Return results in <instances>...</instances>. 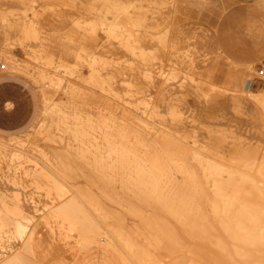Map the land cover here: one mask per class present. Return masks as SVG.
Listing matches in <instances>:
<instances>
[{"label": "bare ground", "instance_id": "bare-ground-1", "mask_svg": "<svg viewBox=\"0 0 264 264\" xmlns=\"http://www.w3.org/2000/svg\"><path fill=\"white\" fill-rule=\"evenodd\" d=\"M23 1L21 0L19 3L24 5ZM1 2L0 58L8 63L11 71L0 79V85L6 92L4 96L11 95L12 98L18 101L20 106L29 107L31 106L32 97L31 95L20 97L24 92V88L19 85L18 79L22 80L25 76L26 79L28 78L27 81L35 87L40 100L39 109H41L38 111V116L39 112L42 113V110L47 116L43 120L41 119L39 134L42 135L43 131L50 132L53 130L54 137H56L57 142L59 141L62 144L63 148L61 147L62 149L57 151L48 150L47 153L44 148L42 150L43 146L40 147L41 144H37V140L34 139L31 143L28 140L31 144L29 147L34 152L41 153L45 151L46 154L42 152L45 157L44 155L41 156L48 160L63 179L69 181L80 180L81 183L89 186V189L83 192L82 195L86 197L91 208H94L95 210H93L101 216V221L102 218L103 222H105L104 219L125 220L126 217H129L127 215L134 214L139 219L138 225L141 224L140 221L143 219L147 223L150 221V223L146 224L142 220L144 222L141 225L142 227L143 224L148 225L154 230V234L158 233L155 231L157 229L160 232L162 231L161 233L164 234L161 235H165L168 240L170 239L171 245L167 243L170 245L168 248L176 246L179 249L182 247L197 251L207 247L208 242L204 243L206 240H209L211 246L216 243L215 240L213 242L212 236L219 234L218 237L220 238V233L223 234L222 236L228 234L226 236L229 240H231V237L234 238L231 241L226 242L224 240L221 242L222 244H229L228 242L232 244L231 242H233L232 245L235 246L236 250L240 248L238 244L245 243L246 246L245 244H243L244 247L241 245L244 249L248 245L247 241L251 240L249 241L253 243L251 245L255 243L261 251V258L257 264H264V248L260 247L264 245V242L260 241L264 240L261 239V236L258 237L260 227L264 225V164L261 166L255 162V157L261 155V149L257 143L262 147L263 130L260 134L258 133L260 130L246 131V133H250V139L245 134L248 140L243 141L244 134L239 132L242 137L240 136L241 139H238L237 136L231 138V134L225 132V138H227L226 141L222 139V146L229 145V147H223L222 150L227 149V151H224L227 152L226 155L219 154L218 150H216V152L218 151L217 154L214 152L215 150L213 151L216 155L212 152L216 140L210 138L212 137L211 134L219 136L220 133L218 132L219 135L218 133H211L207 137L208 128L218 126L219 117H222L221 120L223 121L231 117L229 122H234H231L233 127H236V125L238 127L240 124H236L232 116H224L225 113L214 106L213 103L210 104L211 106L209 105L210 102H213V100L208 101L212 95H208L205 87L209 85L211 87V79L203 74L208 67L207 71L214 70L216 67H213L212 70L209 69L216 61L208 67L204 66L205 70L198 68L196 60L191 61L185 67V61L181 58L175 46H168L170 31L166 26L164 27V24L166 19L171 20L169 16H172V14L170 12L167 14V11L174 6L171 1L45 0L43 4L31 5L32 7L28 4V9L32 8L31 12L18 9L17 7L22 4L17 5L15 3L17 5L15 6L11 0H6L3 5H1ZM23 5L21 7L25 8L26 6L23 7ZM80 11L89 14L90 17L85 18L82 16L80 18ZM241 11L243 12V9ZM150 18H152V21L154 18V24L149 22L151 21ZM239 22L242 24L241 27H244L243 23L245 24V22L243 20ZM128 25H131V28ZM239 25L237 28L240 27ZM261 27L255 24L251 27V30L257 34L258 41H261L262 38ZM248 31L250 30L248 29ZM242 33H245L244 30H241L240 34L242 35ZM229 34L231 35V32ZM232 39L234 38L230 40ZM235 39L239 38L236 37ZM146 40L151 42L148 43ZM229 42L232 43L233 41ZM231 43L228 44L236 45ZM239 43L238 45H241ZM14 45H20L26 54L69 76L70 82L67 83V92L65 91L68 94L67 100L49 104V102H52L51 91L53 92L54 87L60 84L64 75L61 77L58 73H49L46 69L31 67L26 61H21L10 51ZM226 45L223 46L224 52H226L225 47L227 49L230 47ZM252 47H254L252 49L254 57L251 56L250 59H247L249 56L245 57L247 69H253L256 60L261 61L264 59V42H258ZM231 49L233 48H230L229 51H232ZM188 54H191V52ZM231 54L234 53L231 52ZM163 60L167 61L168 64L162 68L161 63ZM84 66L89 69L88 76H82L81 70ZM185 69L193 71L194 74L197 71L199 73V69H201L202 73L200 71V74L202 76L199 75L200 78H197L188 73L187 75L183 74V71H186ZM207 80L210 82L209 85ZM162 81L165 84H162ZM80 82L83 83L89 93L86 92L85 94L83 92V95L80 96ZM160 84H162L163 89L162 86L158 88ZM46 86L49 88L47 89ZM210 87L208 88L211 89L212 87ZM244 87L240 88L239 91L237 90L239 92L237 95L238 102H242L240 104H245L248 108L251 106L254 112H263V109V111L260 108L254 110L253 107H264V88L259 92H254L246 86ZM221 88H218L219 91L224 90H221ZM157 89H159L158 97ZM230 91L229 94L233 95L234 90L233 92ZM155 94L156 97H154ZM234 100L236 101V99ZM235 101L231 100V102ZM207 102L209 103L207 104ZM251 108H249V113L253 115L254 113L252 114L250 111ZM221 112L224 113V115L222 113L224 117L217 115ZM239 113H241L240 110ZM214 115L217 120L213 122ZM259 115H261L259 117L260 122L255 119L257 117L254 118L257 115L252 116L254 119L251 118L253 122L254 120L256 122L253 123L251 119L250 121L251 124H257L258 127L262 128L264 127V112ZM248 118L246 120L249 122ZM226 120L220 123L226 125ZM47 122L51 125L49 129L41 130ZM234 124L236 125L234 126ZM252 131L259 135L262 134V136H258ZM21 135L19 136L22 138L27 136L30 139L29 137H31L30 132L21 133ZM223 135H220V139L221 137L224 138ZM254 135L257 137L254 138ZM259 137L263 140H260ZM22 140L24 141V139ZM20 142L21 140H19V144ZM220 143L221 141H219ZM232 144L239 146L245 144L247 152H243L247 154V158L254 157L253 161H251L252 159H244L245 163L248 162L246 173L243 175L233 165V161H238V159H234L232 156L236 154L232 153L236 152L237 149H241V146L231 153L229 148ZM8 147L9 144L0 142V165H6L9 170V174L3 175L0 181L2 187L0 189V264H28L26 256L34 255L35 250L40 248L41 243L38 236H36L37 233L33 228V224L47 208L51 210L47 217H58L73 223L83 237H86L95 245L102 246L101 241L105 240L102 230L104 228L105 230L107 228L112 229H110L111 227L102 228L103 225L102 227L99 226L98 216L92 215L89 209L86 208L88 203H85L86 200L84 201L83 196L78 192L70 194L66 184H63L56 177H48L45 170L42 167L40 168L39 163L30 160V155L27 157L28 152L25 156L21 151L22 154L18 153L20 149L17 146L16 150L18 151L15 152H12L14 149L12 146L13 149L11 150ZM54 147L51 149H55ZM211 152L213 155L210 154ZM31 155L32 158L33 156L36 158V155ZM225 156H228L232 163H228V158L226 159ZM48 157L54 158L49 160ZM261 158L264 159L263 156ZM222 160L225 161L222 162ZM12 161L17 162L15 163L17 165L12 167ZM224 162L232 167L226 165V163L224 165ZM210 215L215 217V219L213 217L214 220L219 218L217 220L221 223V226L218 224L219 227L216 226L217 224L215 228L214 226L210 227H213V229L220 228L218 230L223 229L224 233L221 231L218 233L219 231L215 230L217 233L213 235V230L210 234L212 236L209 235V228L204 224V221L209 220L208 222H210L211 219H208L211 217ZM148 218L151 220H148ZM225 219H234L238 221V224L234 222L231 227L229 222V224L225 223ZM123 220L122 222L115 221L117 223H113V230L119 223H122L120 225L123 226L125 224ZM132 220L128 218L129 222L127 223L129 225L126 226L125 224L123 226L127 230L125 232L124 229L121 231L122 234L124 233L123 236L125 234L126 237L130 236L128 232L133 230L131 227L129 230L130 223L134 224ZM246 221L252 222L250 228L245 226ZM239 222L243 225L242 227H239ZM210 223L213 224V222ZM234 224L237 226L233 227ZM258 224L260 227L257 226ZM258 228L260 229L258 230ZM143 230L145 229H140L139 226L140 236L141 232H146ZM260 231L264 234V229ZM149 232L145 234L148 235ZM256 233V237L261 239H258V242H255L254 235ZM143 234L141 236L143 244L149 241L150 243L147 242V244L153 246L154 250L158 246V251L163 250L165 245L162 246V243L164 241H159L157 234H152L155 239H152L153 241L149 238L151 234L144 236V238ZM240 235H245L246 242ZM123 236L118 235L117 232V238ZM133 237L135 236L129 238V242L136 244L138 239L136 238V241L134 239V243ZM222 238H225V236ZM237 238L242 240L238 244L236 242L238 241ZM234 243L239 248H236ZM22 246H24L23 250L19 251L18 248L20 249ZM137 246L132 247L135 249ZM254 246H249V248H254ZM225 247L224 249H226ZM258 247L255 252L259 249ZM161 248L162 250H160ZM252 248L247 249V251L251 252ZM209 249L211 251L213 248ZM168 250L165 251L168 253ZM158 251L155 250V255L158 254ZM170 251L173 250L170 249ZM247 251L239 255L246 259ZM137 252L136 254L140 253ZM152 252L154 253V251ZM229 252L231 253V251ZM150 253L151 251H143L140 254L142 257L138 258L142 260H138L137 257L136 259L142 261V264H148L154 255ZM161 254L164 255V252H161ZM180 256H178L179 262L175 260L178 263L175 261L172 263L186 264V261L184 262L181 259L182 257L184 259V256L179 259ZM224 256H221L224 258V260H221L222 262L226 260ZM215 257L213 258L215 259ZM230 257L232 258L233 255ZM234 258L230 260L233 261ZM27 259L29 262H33L30 261L32 260L31 257H27ZM230 260L228 259V261Z\"/></svg>", "mask_w": 264, "mask_h": 264}, {"label": "rangeland", "instance_id": "rangeland-1", "mask_svg": "<svg viewBox=\"0 0 264 264\" xmlns=\"http://www.w3.org/2000/svg\"><path fill=\"white\" fill-rule=\"evenodd\" d=\"M1 1H0L2 3L1 5L6 3L5 2L6 0H1ZM16 1L11 0L12 3L14 2L15 6L19 5L20 4L19 2H21V0L19 2H16ZM28 1L27 0L23 1L25 3L24 5L26 7L21 3L23 5V7H25V8H22L21 4H20L21 6H19L17 8L21 9V10H24V11H27V12H31V10H32V8H31L32 6L31 5L35 6V5H38V4H43V2H45V0H30L29 2ZM168 1H171L173 3V5H174V6H172V8L169 11H167V14L169 12H170V14H172V16L169 14L170 15L169 17H170L171 20L169 21L168 19H166L165 20L166 21L165 24H167V25L164 24V27L166 26L168 31H170L169 34H168V38H169L168 46H175V48L178 50L181 58L185 61L184 62V66L185 67H187L188 64L191 63V61L196 60L198 68H202L203 70H205L204 69L205 67H208L209 65H211L212 63H214L216 61L215 64H217V65L214 66L215 64L214 65L212 64L211 65L212 67L210 66L209 70H212L213 67L214 68L216 67V68L215 69L213 68L214 70H212V71H207L208 68H209L208 67V68H206L207 70H205L204 74H203V75L206 74V76L210 77V79H211L210 80L211 87L213 88L212 89L210 87V85H209L210 82L207 80L209 86L205 87L206 88V92L208 93V95H210V94L212 95V96H210L211 98L208 101H210V100L212 101L213 100V102H210V103L207 102V104L209 103V105H210V104L213 103L214 106L218 107L219 109H221V111H223L225 113V115H224L223 112H221V114L217 113L218 116L219 115H221V116H223V115L226 116L227 115V117L228 116H232L235 119L236 124H240L238 127H237L236 124H234V126L236 125L237 128L233 127V124H231V122H233V121L229 122V119H231V117H229L228 120H226L225 118L224 119L230 124L225 122L226 125H223L220 122L221 121L224 122L225 120L224 121L221 120L222 117H219V118L217 117L218 120L220 119V122L218 121V123H219V124L217 123L218 126H211L212 128H208L209 130H208L207 137L211 133H218L219 132L221 136L224 134L223 135L224 138L221 137V139H220L219 133H218L219 136H217V134L216 135L211 134L212 137H210V138H213V139L216 140V144H215L214 149L212 150V152L214 150H215L214 152H216V150H218L219 152L218 151L217 152L219 154L221 153L223 155L224 154L226 155L227 152H224V151H227V149L226 150H222L223 147L224 148L229 147V145L222 146L223 145L222 139H225L223 141H226V138H227V137L225 138L226 134H231L230 135L231 138H235L237 136L238 139H241V137H242L240 135V133L244 134V136L242 138V141L243 140H248V138L250 139V136H249L250 133L248 134V133H246V131L247 132H251V130H256V131L260 130V131H258V133L260 134V132H262L261 130H263V135H264V127L260 128V126L258 127L257 124L256 125L253 124L254 122H256L255 120H254V122L252 121V119L257 117L255 119H258L257 122H260L259 121V117L261 115H259V114H263L264 107L261 108L262 106H258V107L254 106L253 107V109L255 108L254 110H259L257 108H260L261 110L263 109L262 110L263 112H259V111L254 112V111H252L251 106H249V108H251L250 111L252 112V114L254 113L253 115H257V116H254V118H252L253 115H251V113H249L248 106H246L245 104H240L242 102H238L239 98L237 96L238 93H239L238 92L239 89L240 88H245L244 86H246L249 90L254 91V92H256V91L259 92L262 88H264V75L263 76H259L260 75L259 71L261 69L264 70V59L261 60L262 62L259 61V60H256V63L254 65L253 69H247V67L245 65V63L247 61L245 59V57L249 56L247 59H250L251 56H252V58L254 57V55L252 54L253 53L252 49H254V47H252V46L253 45L255 46L258 42L259 43L260 42H264L263 41L264 39H262V38H264V33H263L264 32V29H263V27H264V25H263L264 24V0H168ZM9 3H10V1H9ZM28 4H29V6H31L30 10L28 9L29 8ZM242 5L246 6V7H243ZM233 7H236V8H233ZM245 8H247V9H245ZM172 9H173V11H172ZM236 9H237V11H236ZM242 9H243L244 13L241 11ZM225 13H226V15H225ZM79 16H80V18L82 16L85 17V18H89L90 17L89 14H86V13H84L82 11H80ZM251 16H253V17H251ZM162 17H163V15H162ZM165 17H166V15H165ZM241 19L243 20V22H245V24L242 22L244 27H241L242 24L239 22V21H242ZM150 20L151 21H149V22H153V24H154V21H155L154 18H153V21H152V18H150ZM171 21H172V23H171ZM254 24L256 26H259V27L262 26L260 28V29H262L261 30V33H262L261 41H258L257 34L254 33L251 30V27ZM150 25H152V24H150ZM238 25L240 26L239 28H237ZM250 25H252V26H250ZM218 26H220V27H218ZM228 26H229V28H228ZM128 27L131 28V25H128ZM231 28H232V30H231ZM235 28H236V31L234 32ZM248 29L251 31V33H250V31H248ZM229 30H231V31H229ZM241 30H244V32H245V33H242V35L240 34ZM219 31H221V32H219ZM239 31H240V33H238ZM230 32H231V35L229 34ZM225 33H227L228 35L225 34ZM233 33H234L233 36L236 35L235 37L232 36ZM254 35H255V38H254ZM236 37H238L239 39H235ZM229 38L230 39L234 38V39L230 40ZM229 41H233V42L236 41L234 43L232 42L233 44H236V45H229L228 43H231ZM146 42L149 43L151 41L150 40H148V41L146 40ZM238 43L241 44V45H238ZM224 44L225 45L228 44L226 46H230V47H228L229 49H227V47H225V51L227 53L224 52V48H223ZM230 48H233V49H231L232 51H229ZM248 48H249V50H248ZM10 51L13 52L14 55L18 59H20L21 61H24V62L26 61L31 67H33L35 69H46L49 73H51V72L52 73H58L61 77L64 75L63 79L60 82V84H58L57 86L54 87L53 92L51 91L50 95L52 97V102H49L50 105L55 103V102H59L61 100H67L68 99V97H67L68 94H66V92H67L66 90H67V85H68L67 83L70 82V78H69V76L67 74L62 73L61 71H57L56 69L52 68L51 66L44 65L42 63V61L37 60V59L31 57L30 55L26 54L25 50L20 45H14L13 48L11 47ZM186 51H187V53H186ZM190 52H191V54H188ZM231 52L234 53V54H231ZM249 52H250L251 55L249 54ZM246 53H247V55H246ZM243 54H244V56H243ZM31 58H33V59L31 60ZM0 63L3 64V65H6L5 68H3V69L0 68V79H1L3 75L8 74L11 71H10V66L8 65V63H6L1 58H0ZM166 64H168V62L163 60L162 63H161L162 68ZM42 66H44V67H42ZM37 67H40V68H37ZM185 70L186 71H183V74L187 75V73H188L190 75H194V77H197V78H200V76H202L200 74V71L202 73L201 69H199V73L197 71V72H195V74H194L193 71H190V70H187V69H185ZM81 73H82V76H88L89 73H90L88 67L84 66L82 68V70H81ZM27 79H26L25 76H23V79L22 80L18 79V81H19V85H22L23 88H24V92L20 95V97H22V95H24L25 97L31 95V97H32L31 106H29V107L28 106L27 107L20 106L18 104V101L15 98H12L11 95H5L4 96V94L6 92H4L3 87L0 85V142H5L7 145L9 144L8 148L10 150L14 148L15 150L13 149L12 152L18 151V150H16V146H17L18 149H20L19 152H18L19 154L23 153V155L25 154V156H26V154L28 152L27 157H28V155H30V157H29L30 160H35L34 162H36L37 164L39 163L41 165V166L39 165L40 168L42 167L45 170V173H46V175L48 177H56V178H58L61 182H63V184H66V186L70 190V194H73V193L76 194V192H78L81 196H83L84 201L86 200L85 203H88L86 197L84 195H82V193L85 192L86 190H88L89 186L84 184V183H81L80 180L69 181V180H67L65 178L63 179V177L60 175V173L50 165V163L48 162L47 159L44 158L45 154H46V152L48 150L49 151L50 150L51 151H57V150L62 149L63 147H62V144L59 141L57 142L56 137H54L53 130L52 131L49 130L50 132L43 131L42 135L39 134V126L41 125V121L43 120V118H46L47 116L45 115V112L43 113V110L41 111L42 113L39 112V116L40 117L38 116V111L41 110V109H39L40 100H39L38 95L36 93L37 91L35 90V87L33 85H31L27 81ZM163 81H164V79H163ZM0 84H1V82H0ZM162 84H165V83L163 82ZM162 84H160V86L158 88H161ZM205 86H206V84H205ZM208 87H210L211 89H209ZM220 87H222L221 90H223V89L224 90L223 91H219L218 88H220ZM46 88L48 89L49 87L46 86ZM85 88L86 87H84L83 83L80 82V84H79L80 96L83 95V92H85V94H86V92H88V91H86ZM162 89H163V86H162ZM216 89H218V91H216ZM227 90H229L230 92H233V90H234V92H233L234 94L230 95L229 91H227ZM157 92H158V94H157V97H158L159 89H157L156 93ZM220 92H222V93L219 94ZM27 93H29V94H27ZM154 97H156V94H155ZM230 97H231V99H229ZM234 99H236L237 102ZM154 100H155V98H154ZM231 100L235 101V102H231ZM234 103H236V104H234ZM237 105L241 106V107H238ZM214 106H213V108H214ZM243 107L244 108L247 107V108L244 109ZM236 109H239L241 113H239V110H236ZM215 110H217V109H215ZM247 110H248V113H247ZM222 113H223V115H222ZM245 114H247V115L249 114V115L247 116ZM238 115H239L240 119L238 118ZM236 116H237V118H235ZM214 117H215V115L213 116V122L215 120H217L216 117L215 118ZM263 117H264V115H263ZM233 118H232V120H233ZM247 118L249 119V122L246 120ZM236 119H237V121H236ZM250 119L253 122L252 124H251ZM47 124H45V127L43 126L41 130H43V129L48 130L49 126H51V125H49V122H47ZM214 124L216 125V123H214ZM248 124H249V126L250 125L251 126L253 125V126L249 127ZM258 125H260V124H258ZM261 126H263V125H261ZM241 127H243V128H241ZM217 128H218V130H217ZM233 131H235L236 133L233 132ZM14 132L17 133V134H15ZM27 132L31 133V135H30L31 137H29L30 139H28L27 136L26 137L24 136L25 138H22V137L19 136V135H21V133H27ZM225 132H226V134H225ZM243 132H245V133H243ZM252 132H254V131H252ZM245 134L247 136H249V137L247 138V136H245ZM255 134L258 135V136H262V134L261 135H259L257 133H255ZM256 135H254L255 136L254 138L257 137ZM210 138H208V139H210ZM259 138H260V140L262 139L261 137H259ZM22 139H24V141ZM32 139L37 140V144H39V145L41 144L40 147L43 146L42 150H44V149L46 150V152L44 151L45 154H43L44 157H42L43 156L42 155L43 151L42 152L40 151L41 153H38V152H34V151H32L30 149L29 146H31V144H30L31 141L33 142ZM19 140H21L20 144H19ZM28 140L30 141V143H29ZM254 140L257 141V139H254ZM49 141H51V142H49ZM217 141H218V143H217ZM219 141H221L220 144H219ZM23 142H24V145H23ZM257 142H260V141L258 140ZM262 142H263L262 147H260V144L257 143L259 145V148L261 149V155L257 156V158L255 157L256 164L257 165H261V166H263V164H264V159L261 158L262 156L264 157V140ZM26 145H28V146H26ZM49 146H52V147H49ZM240 146L237 145V144L236 145L232 144V146H231L232 149L231 148H229V149L231 150V153H232V151H234V149H237L239 147L241 148L240 150L237 149L238 152L236 151V152L232 153V154H235V153L237 154V155L235 154V155H232V156L234 157V159H238V161L237 160L235 161L234 159H232L233 157L231 159L234 160L233 161V165L236 166L237 171L243 175V174L246 173V170H247V162L248 161L245 163V160H251L252 159L251 161H253L254 157L248 159L247 158V154L245 152H243V151L247 152V150L245 149L246 148L245 144H244V146H243V144L240 145ZM53 147L55 149H51ZM229 149H228V151H229ZM24 150L26 151V153H25ZM212 152L210 153L211 155H213V153H214V152L213 153ZM217 152H216V154H217ZM207 153H209V152H207ZM31 154L36 155L35 156L36 158H34V156L32 158ZM244 154H246V155H244ZM228 156H225L226 159L228 158L227 160L229 162L228 161L227 162L228 163H232L229 160L230 156L229 157ZM236 156H237V158H236ZM239 157H240V159H239ZM53 158L52 157H48L49 160H52ZM15 161H17V160H15ZM15 161L11 162L12 163L11 164L12 167L17 165V164H15V163H17ZM223 161H225V160H222V162ZM227 162H224L223 164L225 165V163H226V165H229L230 167H232L230 164H227ZM249 163H250V161H249ZM251 164H253V163H251ZM8 172H9V170L7 169L6 165H4V164L0 165V181H1V178H2L3 175H8L9 174ZM1 188L2 187L0 186V189ZM0 193H1V191H0ZM86 206H87L86 208L89 209V211L92 213V215L98 216L97 218L99 220L101 219V216H99L98 213L96 211H94L95 210L94 208H93L94 210L91 208L89 203L86 204ZM50 211H51L50 208H47L45 210V212L43 213V215L41 217H39L38 220L35 221L34 224H33V228H35V231L37 233L36 236H38V239L41 242L40 243V248L41 249L39 248L38 250H35V254L34 255L33 254L28 255L27 254L28 256H26V261H27L28 264H43V263L44 264H80L79 261L82 260L83 258H84V261H83L84 264L85 263L86 264H142L141 263L142 261L141 262L138 261V260H142L141 258L138 259L139 257H142V255H140V254H142L143 251L144 252L145 251L146 252L151 251L150 254H152L153 253L152 251H154L153 254L155 255V253H156L155 250L158 251L159 250V246L157 247V249L155 248V250H154L153 246H150V244H149L150 242L149 241H147V242H149L148 244H147V242L145 244H143L142 243L143 239L141 240V236H142V234L144 232H141V236H140V234H139L140 232H138L139 231V226H140V229H142V228L145 229V230H143V231H146L145 233H148L149 230H150L149 234H151V235H150L149 238L151 240L154 239L152 237V234L153 235L157 234V237L159 238V241L161 240L162 242L164 241V243L166 242L165 244L162 243V246L165 245V246H163L164 248L162 247L163 250L161 248L160 250H162V251H158V254H156L157 256L155 255L156 257L153 255L152 259H154V260L151 259L152 261L150 260V262H152V263L148 262V264L149 263L150 264H171L175 260H177L179 262L180 260H178V256H180V255L184 256L185 260L183 259V257L181 258V256L179 257V259L181 258L184 262L186 261L185 262L186 264H187V262H188V264H194L195 262H196L195 264H207V263L208 264H257L258 261L261 258L260 257V255H261L260 248L257 245H255V243H254L255 246L251 245V244H253V243L249 242L251 240L247 241V244H248L247 247L248 248L247 247H245L244 249L242 248V247H244L243 244H245V243L242 242L243 244H241L240 242L242 241L241 238H243V240H245V238H246L245 235H240L241 238H239V239L237 238L238 241H236L237 239L235 240L237 242V244L240 243V245L238 244V246L240 248L237 246L236 243H234V244H236V248H239L237 250L235 249V246L232 245L233 242H231L232 244H230V242H228L229 244H227V243L224 244L223 243L224 244L223 245L221 241L225 240L227 242V241L234 240V238L231 237V240H229V239H227L228 236H226L228 234H224L226 239L225 238H222L223 240L221 239V237H224V236H222L223 234L221 235L220 231L222 233H224L225 231L223 232L222 231L223 229L218 230L220 228H217V227H216L217 229H213V227H210V226H214V228H215L216 224H217L216 226H218V224L219 225L221 224V223L218 222L219 220H217L219 218H217L216 219L217 221H216V220H214L215 217L213 216L214 217V219H213L212 215H210L211 217L209 216L210 218H208V219H211L210 222H213V224L214 223L215 224L213 225L212 223L208 222L209 220L204 221V224L209 228V235L213 232V230L215 232V233L213 232V235L216 234L217 231H219L218 233H220V238L218 237L219 234H217L215 236L210 235V236H212L213 242L215 240L216 243H213L212 246H211L209 244V240L208 241L206 240V242H204V243L206 244L208 242L207 247H205V248L203 247V249L201 248V249H199L197 251L188 250V248L185 249V248H182V247H180V249H179V247H176V246H172L171 248H168V246L170 247V245H171V242L169 241L170 239L168 240L165 235H161V234H164V233H161L162 231L160 232V230L157 229L155 231L158 232V233L154 234V230H152L151 227H148V225H146V224L150 223V221L147 223V221L143 220V219L142 220L145 221L146 224H143V227H142L141 225L144 222H142V220H141L140 221L141 224L138 225L137 223H139V219H137L134 216V214L132 215L130 212H128V213H130V215H127L129 217H126L127 221H126L125 218H124L125 220L122 219L125 222L126 226L129 225V223H127V222H129L128 218H130L131 220L132 219L135 220V221L132 220V222H134L133 225H132V223H130L131 225L129 226V230L131 228L133 230L128 232L130 234V236L129 235L127 236L128 240H127L126 234L124 235L125 236L124 237L123 236L124 233L123 234L121 233V231H123V229H124L123 226H125V224H123V226H121L122 223L117 224L119 227L115 226V230H113L114 228L112 227L118 221L122 222V220L104 219L105 222H103V218H102V221L101 220L99 221V223H100L99 226L102 227V225H103L102 228L111 227L110 229L113 230V231L109 230V228H107L106 230L104 228L102 230L103 231L102 232L103 233V238H105L104 241L106 243L104 241H101V244H102L101 248L105 247V248H107L108 251H110L109 252L110 254H107V253L105 254V253L100 252L99 250H97L96 247H98V246L100 247V245H95L94 243H91V241L89 239H87L86 237H83V235H81L79 233V231L76 229V227L74 226L73 223L67 222L66 220L58 218V217H47L48 213ZM149 219L150 218H148V220ZM115 221H117V222H115ZM225 221H226L225 222L226 224L229 222L231 224V227H232V224L234 222H236L238 224V221H236L234 219H232V220L225 219ZM153 222H155V220H153ZM240 222L242 223L243 221H240ZM241 223H240L239 227L243 226V225H241ZM246 223L247 224L245 226L248 228L252 222L250 223V221H246ZM234 226L236 227L237 225L234 224L233 227ZM257 226H259V224ZM147 227H148L149 230L147 229ZM120 228H122V230L119 231ZM260 228H258V230L260 229V230L263 231L264 225H263V227L261 226ZM215 230H217V231H215ZM260 230H259L260 233H258L259 234L258 237L261 236V239L264 240V238H262V237H264V234ZM125 231H127L126 228L124 229V232ZM117 232H118V235L121 234V236H123V237L117 238ZM132 232H133V234H132ZM145 233L143 234V238H144V236H149V234L147 235ZM249 233H250V229H249ZM133 235L135 236V237H133V241H134V239L136 241V238H137L138 240L136 241V244L139 247L136 244H133V242H129V238L132 237ZM254 236L256 238L255 242H258L259 240H261L260 238L256 237L257 233ZM214 237H215V239H214ZM121 238H123V239H121ZM146 238H148V237H146ZM255 238H254V240H255ZM150 239H146V240H150ZM208 239H210V238H208ZM249 239H251V237H249ZM252 239H253V237H252ZM107 241H108V243H107ZM135 241H134V243H135ZM144 241H145V239H144ZM122 242H124V243L122 244ZM217 242L221 243L223 246L221 244L217 243ZM245 242H246V240H245ZM260 242H264V241H260ZM125 243H127L126 244L127 246L125 245ZM129 243L130 244L132 243L133 245H130ZM167 243H169L170 245H168ZM87 244H89V245L87 246ZM81 245H82V247H81ZM151 245H153V244H151ZM241 245H242V247H241ZM258 245L260 246V244H258ZM74 246H75V248H74ZM122 246H124V247H122ZM132 246H137V248L133 249L134 247H132ZM224 246H226L225 247L226 249H224ZM245 246H246V244H245ZM249 246H254V248L250 247V248H252V250H250L251 252H249V250L247 251V249H250ZM256 246L259 248V249H257V252H255L256 248H257ZM131 247H132L133 250L131 249ZM174 247H176V248L174 249ZM260 247L264 248V245H262ZM23 248H24V246H22L20 249L18 248V250L22 251ZM209 248H213V249H211V251L212 250H214V251L213 252L209 251L210 250ZM78 249H79V251H78ZM170 249L173 250V251H170ZM183 249L186 250V251H184ZM140 250H142V251H140ZM165 250H168V253L170 252L172 254L171 255H170V253L168 254ZM202 250H203V252H202ZM261 250H262V248H261ZM137 251H139L140 253L136 254V253H138ZM200 251H201V253H200ZM229 251H231V253ZM246 251L248 253L246 254L247 257L245 256L246 257V259H245L243 256L241 257V255H239V254H242L243 252L246 253ZM130 252H132L133 254L130 253ZM161 252H164V255L161 254ZM208 252H210V253L208 254ZM173 253H175V255H173ZM219 254L221 256L225 255L224 257H225L226 260L224 262L221 261V260H224V258L221 257ZM251 254H252V256L250 257ZM132 255H134V256H132ZM229 255L230 256L233 255V257H235L233 261L230 260L233 257L231 258ZM33 256L36 259H38V257H39V259L36 260ZM27 257L28 258L31 257L32 260H30V261H33V262H29ZM136 257H137L138 260L136 259ZM213 257H215V259ZM226 257H228V258H226ZM228 259L230 261H228ZM249 260H251V261H249ZM236 261H238V262H236ZM178 262H176V263H178ZM172 264H175V263H172Z\"/></svg>", "mask_w": 264, "mask_h": 264}, {"label": "crops", "instance_id": "crops-1", "mask_svg": "<svg viewBox=\"0 0 264 264\" xmlns=\"http://www.w3.org/2000/svg\"><path fill=\"white\" fill-rule=\"evenodd\" d=\"M101 247H102V246H100V247L98 246V247H96V248H97V250H99L100 252H103V253H105V254H106V253H107V254H110V253H109L110 251H108L107 248H105V247H104V248H101ZM83 261H84V258H83L82 260H80L79 263H80V264H84ZM85 264H86V263H85Z\"/></svg>", "mask_w": 264, "mask_h": 264}, {"label": "built area", "instance_id": "built-area-1", "mask_svg": "<svg viewBox=\"0 0 264 264\" xmlns=\"http://www.w3.org/2000/svg\"><path fill=\"white\" fill-rule=\"evenodd\" d=\"M0 68L3 69V68H5V67H4L3 64L0 63ZM259 74H260V76H263V75H264V70L261 69V70L259 71Z\"/></svg>", "mask_w": 264, "mask_h": 264}]
</instances>
